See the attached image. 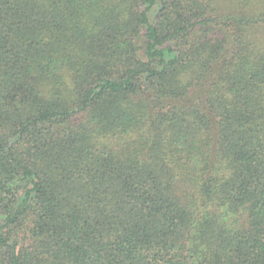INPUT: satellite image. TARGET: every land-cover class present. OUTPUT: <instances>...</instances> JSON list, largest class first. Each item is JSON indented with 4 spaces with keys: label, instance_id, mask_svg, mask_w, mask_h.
I'll return each instance as SVG.
<instances>
[{
    "label": "trees",
    "instance_id": "trees-1",
    "mask_svg": "<svg viewBox=\"0 0 264 264\" xmlns=\"http://www.w3.org/2000/svg\"><path fill=\"white\" fill-rule=\"evenodd\" d=\"M0 264H264V0H0Z\"/></svg>",
    "mask_w": 264,
    "mask_h": 264
}]
</instances>
